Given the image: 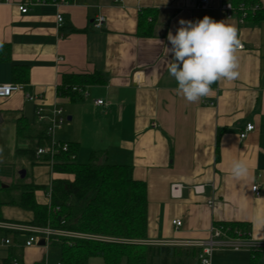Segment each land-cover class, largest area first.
<instances>
[{"label": "crops", "instance_id": "obj_1", "mask_svg": "<svg viewBox=\"0 0 264 264\" xmlns=\"http://www.w3.org/2000/svg\"><path fill=\"white\" fill-rule=\"evenodd\" d=\"M257 1L264 7V0ZM198 2L0 0V44L11 49L10 60H0V83L24 85L23 91L0 98V181L5 185L39 181L33 172L26 180L20 175L23 166L32 163L16 155L17 147L29 145L19 142L18 121L25 119L38 131L45 124L36 118L37 105L47 112L59 105L70 122L68 130L63 128L66 122L60 128L59 140L79 142L78 158L89 160L97 151L101 159L131 165L134 178L147 183L145 243L174 249L168 264L178 260L201 264V243L222 221L247 225V237L263 243L260 262L264 264V228L252 222L254 215L264 212V19L240 22L219 9L220 0H210L208 9H198ZM22 3H30L27 12L19 9ZM145 8L157 10L151 36L138 35L139 14ZM59 13L64 16L62 25L57 21ZM206 15L236 27L244 45L238 51L240 74L234 81L214 83L210 95L190 103L177 94V82L169 74L173 57L167 54L171 47L167 35L176 34L180 19L195 22ZM100 16L102 26L95 28L93 22ZM13 64L25 67L26 79L15 78ZM96 70L106 81L78 91L81 99L59 95L65 74ZM26 93L39 98L30 99ZM97 99L104 104H97ZM249 122L254 128L241 139ZM234 159L247 162L246 179L231 177ZM52 176L60 174L50 172L49 183ZM173 185H178L175 191ZM254 185H259V194ZM195 186H201L202 192H196ZM47 191L45 200L37 194L40 202L48 201ZM6 209L10 207L3 208L5 218L27 220L6 215ZM175 219L182 221L180 227ZM6 238L11 243L6 244ZM27 238V233H20L15 241L14 233L0 228V264L11 247L22 255L24 264L42 260L44 246H25ZM157 258L162 264L164 255ZM250 259L249 248L220 247L212 253L211 264H250Z\"/></svg>", "mask_w": 264, "mask_h": 264}, {"label": "trees", "instance_id": "obj_2", "mask_svg": "<svg viewBox=\"0 0 264 264\" xmlns=\"http://www.w3.org/2000/svg\"><path fill=\"white\" fill-rule=\"evenodd\" d=\"M51 1V0H46ZM238 7L240 3L248 6L259 4L257 0H232ZM260 21L264 19V7L249 12L247 18ZM157 21L155 8L141 9L138 18V35L151 36ZM79 31V29H74ZM0 60H10L11 49L1 43ZM15 78L26 79L24 66L13 64ZM106 81L104 74L94 73L65 74L58 86V93L71 101L82 98L78 91L89 85ZM18 139L28 141L27 147H17L16 155L24 156L32 164H47L38 159L37 150L51 142V136L44 125L35 131L25 119L18 121ZM64 142V141H62ZM68 149L56 153L53 171L73 175V178L55 177L52 181L51 197L40 202L37 191L47 185L36 182H14L5 185L0 181V222L25 224L28 226L52 228L69 235H51L50 241L61 249V264H92L93 259H102L104 264H159L158 255H164L162 264H168L167 258L174 253L171 247L153 248L145 243L148 238V193L147 183L134 178L132 166L111 163L101 159L93 151L88 162H79V142L69 141ZM28 174H26V177ZM48 191L46 193H48ZM5 206H15L30 214L28 220H9L3 215ZM229 236H235L236 230L247 231L243 222H216ZM8 229V228H7ZM14 233L15 241L22 232ZM29 234V233H27ZM11 243V240H10ZM261 248L251 249L250 264H261ZM24 264L22 255L11 247L8 257L2 264ZM33 264H46L45 258ZM175 264H184L181 260Z\"/></svg>", "mask_w": 264, "mask_h": 264}, {"label": "clouds", "instance_id": "obj_3", "mask_svg": "<svg viewBox=\"0 0 264 264\" xmlns=\"http://www.w3.org/2000/svg\"><path fill=\"white\" fill-rule=\"evenodd\" d=\"M179 25L175 35L171 31L167 35L171 44L167 54L173 57L168 71L177 82L178 95L195 103L210 95L214 83L239 78L241 43L235 26L207 15L195 22L180 19ZM249 174L246 161H231L230 175L234 180H244ZM252 222L264 228V212L254 215Z\"/></svg>", "mask_w": 264, "mask_h": 264}, {"label": "built area", "instance_id": "obj_4", "mask_svg": "<svg viewBox=\"0 0 264 264\" xmlns=\"http://www.w3.org/2000/svg\"><path fill=\"white\" fill-rule=\"evenodd\" d=\"M46 0H31V3H39V2H45ZM30 4V3H29ZM28 3H22L19 5V9L22 12H27L29 9ZM210 6V0H199L197 3L198 9H208ZM259 7V4H254L252 6H248L245 3H240V5L237 7L232 0H220L219 9L226 13L228 17H234L237 16V19L240 22H244L249 12H254ZM64 20V16L62 13L57 14V21L59 25H62V22ZM104 21V17L100 16L95 22H93V26L95 28H100L102 26V23ZM244 45L241 44L240 49H243ZM24 85L17 82H9V83H0V98H7L13 95L14 93L18 91H23ZM26 96L30 99H38L39 97L37 95H32L29 93H26ZM97 104H104V101L102 99L96 100ZM36 118L40 123H43L47 127V132L51 136V142L44 146L40 147L37 150L36 156L38 159H43L47 162H49V167L51 169V173L55 172L52 169V165L54 163V158L57 152H59L61 149L66 150L68 149V143L58 141L54 138V132L57 129H60L64 123L66 122V115L64 113V110L61 106L55 105L50 111H46L44 106L39 104L36 107ZM254 128V124L249 122L247 123L244 130L240 133V138L244 139L247 137L250 131H252ZM54 177L52 176L49 186L50 189L47 193V198L50 200L51 197V189H52V181ZM178 185H173L172 189L175 191L178 187ZM195 191L200 193L202 192L201 186H195ZM253 191L256 194H259V185H254L252 187ZM173 223L180 227L182 225V221L180 219L173 220ZM4 228H20L25 231H27L28 238L25 240L24 245L25 246H32L36 240L40 241L41 239H45L46 244L48 241H50L51 235H69V233L52 229L49 227L41 228V227H34V226H28V225H12L8 223H0V227ZM247 231H242L237 229L235 236H229L228 233L224 231V229L218 225H214L211 228V237L205 241L204 243H201L202 245V252L199 256L201 264H211V257L212 253L220 247H234V248H242L246 247L249 249H252L253 247L261 248L263 246V243L260 242H254L250 240L248 237ZM6 244L10 243V239L6 238L4 239ZM14 264H18L17 260H14ZM61 264V263H58Z\"/></svg>", "mask_w": 264, "mask_h": 264}, {"label": "rangeland", "instance_id": "obj_5", "mask_svg": "<svg viewBox=\"0 0 264 264\" xmlns=\"http://www.w3.org/2000/svg\"><path fill=\"white\" fill-rule=\"evenodd\" d=\"M69 121L67 120L65 125L63 126L64 128V131L68 130V125H69ZM60 134H63L62 131L60 129H57L55 132H54V138L58 141L59 140V136ZM86 142V141H85ZM88 159H85L83 158L82 156H80L78 158V161L79 162H88L87 161ZM27 166V165H26ZM26 166H23L22 169H26L28 170V177L27 178H30V175H32V172L33 174H35L36 176H39V183L40 184H44V185H47V189H50V186H49V178H50V168L48 166H44V165H38V164H30L28 169ZM31 166V168H30ZM33 167V169H32ZM39 174V175H38ZM60 176L59 177H62V178H67V174L66 173H59ZM27 178H23L24 180H26ZM39 194V198L40 199H43V195L45 194V189L42 188L40 190L37 191ZM45 200V199H43ZM10 209L9 211L7 212V209L5 210L6 211V215L10 212L12 217H19V218H22V219H26L27 220L30 218V214L27 213L26 211H23L15 206H9ZM4 211V213H5ZM0 223H6V222H0ZM8 224H12V225H15L14 223H8ZM18 225H25V224H18ZM1 229H6V230H13L15 232H22L23 234H26L27 231L23 230V229H20V228H4L3 226L0 227ZM12 239H13V235L11 236ZM39 241L36 240L34 242V246L38 245ZM44 246V258H45V263L46 264H58L59 262L62 263V259H61V249L60 247H58L57 245H54L53 242L51 241H48V243L46 245H43ZM92 264H104L103 260L102 259H99V258H96V259H93L92 261ZM123 264H125L123 262Z\"/></svg>", "mask_w": 264, "mask_h": 264}, {"label": "water", "instance_id": "obj_6", "mask_svg": "<svg viewBox=\"0 0 264 264\" xmlns=\"http://www.w3.org/2000/svg\"><path fill=\"white\" fill-rule=\"evenodd\" d=\"M26 172L27 171L25 169H22L20 171V175H21L22 178H24L26 176ZM38 244L45 245L46 244L45 239H41Z\"/></svg>", "mask_w": 264, "mask_h": 264}, {"label": "bare ground", "instance_id": "obj_7", "mask_svg": "<svg viewBox=\"0 0 264 264\" xmlns=\"http://www.w3.org/2000/svg\"><path fill=\"white\" fill-rule=\"evenodd\" d=\"M46 186V185H45Z\"/></svg>", "mask_w": 264, "mask_h": 264}]
</instances>
